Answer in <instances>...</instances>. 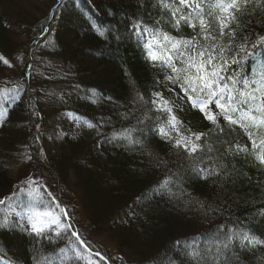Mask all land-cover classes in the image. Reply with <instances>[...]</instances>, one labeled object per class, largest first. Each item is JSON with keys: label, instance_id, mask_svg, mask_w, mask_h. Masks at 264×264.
I'll use <instances>...</instances> for the list:
<instances>
[{"label": "trees", "instance_id": "obj_1", "mask_svg": "<svg viewBox=\"0 0 264 264\" xmlns=\"http://www.w3.org/2000/svg\"><path fill=\"white\" fill-rule=\"evenodd\" d=\"M55 2L0 0V57L11 65L0 60V90L19 86V102H12L10 108L6 104L7 112L0 118V200H5L0 204V219L8 206L6 198L27 186L21 182L32 178L67 210L70 219L66 220L72 229L50 244L46 240L36 243L18 223L0 226V249L4 250L0 255H4L5 264L9 260L33 264V247L48 254L68 246L71 230L98 252L84 238L83 226L112 242L113 257L103 253L110 264H167L175 241L207 234L226 222L240 221L241 226L264 238V217L258 215L264 208V169L258 168L250 155L222 157L227 178L202 180L187 170L183 151L178 154L169 143L147 132L158 115L151 106L153 92H161L169 101L182 130L208 133L213 129L186 97L181 99L179 88L164 80V71L145 59L143 42L138 43L131 32L132 24L141 20L163 27L173 36H193L192 29L182 24L177 30L167 23L169 17L156 6L157 0H62L54 9L48 31L28 55L29 45L43 32ZM161 19L165 22L156 25ZM255 19L258 26L238 30L237 46L245 36L255 41L256 36L250 33L264 35V14ZM247 23V17H242L241 28ZM262 51L258 50L257 56ZM136 92L146 103H137L135 116L143 119L147 113L151 117L144 123V149L117 146L116 142L100 144L114 130L136 123L135 118L125 121L121 117L133 108ZM80 118L100 126L88 128L77 122ZM218 121L228 134L213 131L209 143L214 147L224 139L248 143L238 126L229 133L223 117ZM57 131L58 138H50ZM158 160L166 163L157 167ZM175 173L186 190L183 200L157 196L138 201L154 184ZM173 191L178 189L173 186ZM18 195L27 201L24 194ZM190 198L193 202L186 205L184 201ZM50 199L45 194V202ZM196 201L204 204L203 210ZM209 206L219 211L206 215ZM261 255L264 248L255 256L241 253V264H258L256 257ZM93 258L106 264L99 256Z\"/></svg>", "mask_w": 264, "mask_h": 264}, {"label": "snow or ice", "instance_id": "obj_2", "mask_svg": "<svg viewBox=\"0 0 264 264\" xmlns=\"http://www.w3.org/2000/svg\"><path fill=\"white\" fill-rule=\"evenodd\" d=\"M156 6L161 9L162 14L167 13V23L177 30L182 24L187 25L195 35L173 36L164 31L163 27L149 26L142 20L132 24V35L137 38L138 43L143 42L145 59L164 71V80L177 86L183 93L181 99L186 97L187 102L213 125V129L208 133L182 130L183 124L169 101L164 99L161 92H153L151 106L158 115L153 121L154 126L148 128L147 132L169 143L178 154L183 151L188 161L187 170L202 180L211 177L226 179L229 173L221 160L229 154L250 155L255 165L264 169V51L257 56L258 50H264V35L250 33L256 36L255 41H250L245 36L238 46L235 44L238 30L246 31L254 24L259 25L255 18L264 14V0H157ZM242 17L248 19L244 28L240 24ZM164 22L161 19L155 24L161 25ZM99 34L103 35V32ZM0 60L11 66L3 57ZM156 83L160 81L157 80ZM18 87L0 90V118L6 114L12 102H19ZM138 102L141 105L146 103L144 97L136 92L132 101L133 108L121 114L123 120L135 118L136 123L114 130L110 136H104L100 144L116 142L117 146H139L141 150L144 149V123L151 117L147 113L143 119L135 116L139 110ZM68 115L74 116L71 113ZM218 117H223L229 133L238 126L247 136L248 143L241 145L229 139L218 141L215 147L209 143L213 131L221 136L228 134L221 127ZM77 122L88 128L98 129L100 126L83 118ZM25 158L31 160V156ZM161 163L166 162L158 160L156 166L159 167ZM178 176V173L166 176L154 184L149 192L138 197V201L151 200L157 196L167 197L171 201L183 200L186 190L175 178ZM21 183L27 186L21 187L18 193L24 194L28 199L21 200L18 193L6 198L9 211L3 214L0 226L16 224L17 221L10 218V214L14 212L20 221L17 226L32 236L36 243L45 240L50 244L55 243L72 229L70 223L61 220V216L70 219L67 210L61 208L52 193L36 179L30 178ZM173 186L178 191L174 192ZM45 194L51 198L47 203ZM192 202L191 198L184 201L186 205ZM4 203L5 200H0V204ZM196 203L204 209L202 202ZM52 205L59 211H54ZM17 208L20 211H15ZM214 211L219 209L209 206L205 214ZM258 215L264 217V208L259 210ZM24 220L27 221L26 228ZM71 238H75L74 241ZM262 248L264 238L256 235L246 225L241 226L240 221L232 224L226 222L217 225L207 234L198 233L175 241L173 255L168 258L167 264H241V253L255 256ZM3 251L0 249V253ZM32 252L33 264H99L93 260V256L104 259L100 253H92L86 241L75 230H71L68 246L48 254L33 247ZM175 254L180 259H176ZM256 259L258 264H264V255ZM0 264H5L4 255H0ZM7 264L14 262L9 260Z\"/></svg>", "mask_w": 264, "mask_h": 264}, {"label": "rangeland", "instance_id": "obj_3", "mask_svg": "<svg viewBox=\"0 0 264 264\" xmlns=\"http://www.w3.org/2000/svg\"><path fill=\"white\" fill-rule=\"evenodd\" d=\"M212 107H213V110H215V106L213 105ZM54 136H55L56 138H58V136H59V131H57L55 134H51V135H50V138H53ZM8 211H9V209H8V206H7L6 212H8ZM15 211H20V209L17 208V209H15ZM54 211H55V210H54ZM57 212H58V211H57ZM10 218H11V219L16 218L17 223H18V224L20 223V221H19V220L17 219V217L15 216L14 212H12V213L10 214ZM61 220H62V222H64V223H68L67 220H66L63 216H61ZM23 225H24L25 228L27 227V221H26V220L23 221ZM83 227H84L85 229H82L81 232H82L84 238L87 239L89 242H91L92 245H94V246L97 247V249H98V253H100V254H102V255H103V253H104L105 255H106V253H107V254H110V257H113L112 252H113V247H114V246H113L112 242L109 241L108 239H106L104 236H101V235H98V234H94V233L88 232L87 227H85V226H83ZM91 251H92V250H91ZM92 252H94V251H92ZM104 257H105V256H104ZM93 260L96 261L95 258H93Z\"/></svg>", "mask_w": 264, "mask_h": 264}, {"label": "water", "instance_id": "obj_4", "mask_svg": "<svg viewBox=\"0 0 264 264\" xmlns=\"http://www.w3.org/2000/svg\"><path fill=\"white\" fill-rule=\"evenodd\" d=\"M62 0H56V2H55V4L52 6V8H51V10H50V14H49V17H48V20H47V22H46V25H45V27H44V29H47L48 30V24H49V22H50V20H51V18H52V15H53V12H54V9H55V7L61 2ZM46 34V32L43 30V32L40 34V35H38L32 42H31V44L29 45V47H28V51H27V53H28V55H30V52H31V49H32V46L34 45V44H36L44 35ZM28 65H30V61H29V59L26 61V77L28 78V72H29V67H28ZM27 91L29 92V90H28V86H27ZM92 253H96V252H92ZM101 256V255H100ZM106 261V260H105ZM106 263L107 264H109L107 261H106Z\"/></svg>", "mask_w": 264, "mask_h": 264}]
</instances>
